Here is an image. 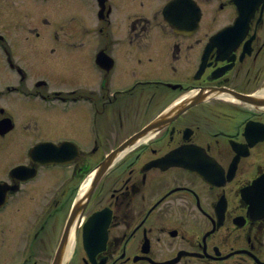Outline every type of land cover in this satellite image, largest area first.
Masks as SVG:
<instances>
[{
  "label": "flooded vegetation",
  "instance_id": "af4514ba",
  "mask_svg": "<svg viewBox=\"0 0 264 264\" xmlns=\"http://www.w3.org/2000/svg\"><path fill=\"white\" fill-rule=\"evenodd\" d=\"M195 1L0 0V264H264V0Z\"/></svg>",
  "mask_w": 264,
  "mask_h": 264
},
{
  "label": "water",
  "instance_id": "95a60500",
  "mask_svg": "<svg viewBox=\"0 0 264 264\" xmlns=\"http://www.w3.org/2000/svg\"><path fill=\"white\" fill-rule=\"evenodd\" d=\"M198 18H199V16H198ZM196 19H197V17H196ZM47 144V143H46Z\"/></svg>",
  "mask_w": 264,
  "mask_h": 264
}]
</instances>
